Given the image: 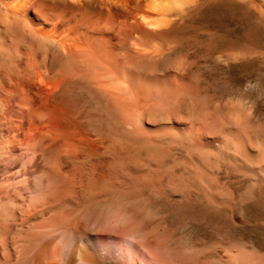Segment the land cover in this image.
Returning <instances> with one entry per match:
<instances>
[{
  "label": "bare ground",
  "instance_id": "obj_1",
  "mask_svg": "<svg viewBox=\"0 0 264 264\" xmlns=\"http://www.w3.org/2000/svg\"><path fill=\"white\" fill-rule=\"evenodd\" d=\"M185 2L0 0L26 20L30 42L45 53L41 63L12 48L4 55L16 61L0 68V264H189L151 217L127 209L137 200L124 197L85 108L103 103L121 121L139 106L125 59ZM187 88L186 80L181 98ZM153 105L138 118L169 116Z\"/></svg>",
  "mask_w": 264,
  "mask_h": 264
},
{
  "label": "rangeland",
  "instance_id": "obj_2",
  "mask_svg": "<svg viewBox=\"0 0 264 264\" xmlns=\"http://www.w3.org/2000/svg\"><path fill=\"white\" fill-rule=\"evenodd\" d=\"M8 13L0 3V68L16 61L12 48L44 63L26 20ZM171 13L162 33L123 51L143 101L121 121L85 105L86 124L137 200L127 209L189 264H264V0H188ZM151 103L169 116L139 119Z\"/></svg>",
  "mask_w": 264,
  "mask_h": 264
}]
</instances>
